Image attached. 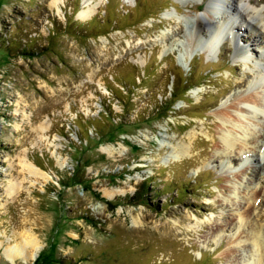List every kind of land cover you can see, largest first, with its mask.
Returning <instances> with one entry per match:
<instances>
[{"label":"rangeland","instance_id":"rangeland-1","mask_svg":"<svg viewBox=\"0 0 264 264\" xmlns=\"http://www.w3.org/2000/svg\"><path fill=\"white\" fill-rule=\"evenodd\" d=\"M212 1L0 0V264L253 263L233 242L264 234V156L218 153L217 132L259 92L235 50L262 57L247 13L264 0H224L234 38L216 52L195 28L207 10L221 21ZM29 228L38 252L9 262L7 239Z\"/></svg>","mask_w":264,"mask_h":264},{"label":"bare ground","instance_id":"bare-ground-1","mask_svg":"<svg viewBox=\"0 0 264 264\" xmlns=\"http://www.w3.org/2000/svg\"><path fill=\"white\" fill-rule=\"evenodd\" d=\"M224 2V0H213L210 3L209 8L213 14H219V12L222 11L220 14L221 21H219L218 25L211 23V13H209L208 10L196 17V32L201 34L204 31V37L206 36V38L201 39L200 37H197L198 34L196 35L198 38L197 46L199 48L208 47L210 51L216 52V43H221L225 36L231 32L233 24L230 22V16L225 13L226 9L223 8ZM54 3H56V0H54ZM261 9H263V7H260L259 9L255 8L247 13V16L249 17L248 19L253 22L254 26L259 25L264 28V12L261 11ZM83 11L84 10L79 13L80 17H84ZM261 48L264 51V45L261 46ZM257 54H260L263 57L261 51H259V53L257 51L255 55ZM235 55L238 60L240 59L244 64H247L246 62L249 61L252 54L249 49L241 46L236 48ZM262 57L260 59L259 57H256L257 59L255 60H257V63L253 62V66L255 67L245 65L255 71L254 81H252L250 86H252V89L255 88L256 91L259 92L254 96L240 98V105L219 113V121L223 126L217 132L219 138L217 152L220 154L222 153L225 156L229 155L228 153L235 152L234 149L238 146L237 148L240 151L256 148L260 151L261 155L264 156V89H262L264 86V60ZM260 115L262 120H257V117L259 116L260 118ZM258 124L261 126L259 129L256 127ZM44 125V123H40L37 127L40 130H44L46 128ZM237 132L240 133L238 134ZM259 139L261 141L260 144H258L257 141ZM175 150L179 156H181L186 153L187 147L179 144L175 147ZM20 164L22 170H25L31 176H41L42 178H46L45 173L39 169L38 165L29 161L26 156L21 159ZM237 173V177L241 179V172L238 171ZM8 186L10 190L16 189L15 184L11 183ZM236 186L231 189V192L229 191L230 195L233 196L234 194H237L239 186ZM114 193L115 191L113 190H104V196L107 197H111ZM236 219H238V217ZM133 223L137 224L136 221ZM259 229V227H252L249 236L236 234L233 242L234 250H237V244L243 239V241L247 243L246 248L248 251L254 255L253 263L245 262V260L240 261V264H264V234H260ZM214 230L217 231L218 227L216 226ZM3 243L4 241L0 239V248ZM39 246H41L39 239L36 237V234L32 232L31 228H29L21 232L18 237L13 239V241H10L8 238L2 249V253L11 263H27L34 258L40 248Z\"/></svg>","mask_w":264,"mask_h":264},{"label":"trees","instance_id":"trees-1","mask_svg":"<svg viewBox=\"0 0 264 264\" xmlns=\"http://www.w3.org/2000/svg\"><path fill=\"white\" fill-rule=\"evenodd\" d=\"M93 19H94V18H93ZM185 78H188V76H186ZM187 89H188L187 87H186V88H183V89H182L183 93H185L186 91H188ZM174 94H175V92H173V95H174Z\"/></svg>","mask_w":264,"mask_h":264}]
</instances>
